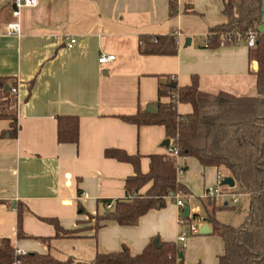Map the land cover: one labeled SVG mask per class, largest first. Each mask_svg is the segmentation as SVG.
Segmentation results:
<instances>
[{"label":"crops","instance_id":"obj_1","mask_svg":"<svg viewBox=\"0 0 264 264\" xmlns=\"http://www.w3.org/2000/svg\"><path fill=\"white\" fill-rule=\"evenodd\" d=\"M172 1L174 16H169L170 0H40L35 7L21 8L17 18L12 16L13 1H0V76L17 82L19 126L15 138H0V243L10 238L24 253H50L61 260L72 258L75 264L124 246L136 255L157 238L179 247L183 264H217L224 248L221 237L203 220L199 226L206 223L211 232L190 234L180 222V208L168 197L163 207L149 210L135 225L108 221L95 233L88 221L89 215L107 211L103 200L113 203L126 197L125 179L135 173L131 163L105 157V149L139 155L142 173L149 170V155L167 152L164 126H138L118 116L154 106L160 83L173 82L179 88L190 85L195 76L208 91L257 93L252 72L256 62L249 61L243 42L204 46L209 28L225 21L222 0ZM11 21L19 22V35L8 32ZM174 31L179 33L175 55L139 52L142 35ZM257 31L264 32V0ZM187 38L190 43L184 46ZM100 54L114 59L99 63ZM191 109L190 104L177 103L180 114ZM58 116L78 117L77 144L57 141ZM9 123L0 119V133ZM176 163L177 178L189 191L184 201L190 204V215L202 219L200 199L215 184L217 169L193 157H177ZM237 187L222 185L223 195L214 198L219 206L235 207L215 213L218 221L235 227L244 221L250 203ZM231 193L237 195L236 204ZM18 206L27 236L23 238L17 237ZM42 217L82 231L56 237L53 225ZM182 233L184 242L178 240Z\"/></svg>","mask_w":264,"mask_h":264},{"label":"trees","instance_id":"obj_2","mask_svg":"<svg viewBox=\"0 0 264 264\" xmlns=\"http://www.w3.org/2000/svg\"><path fill=\"white\" fill-rule=\"evenodd\" d=\"M177 13L176 3L170 0L169 16ZM222 15L225 21L209 28V47L220 46V39L228 32H256L255 46L249 48L248 59L256 62V95H237L225 90L216 92L202 89L198 79L193 76L190 85L171 87L160 83L155 102V112L138 109L132 114L118 115L124 122L135 125H162L170 144L178 150L179 157H193L204 167H214L231 176L238 185L237 192L250 198L249 209L239 226L218 221V210L233 209L234 206L217 205L215 199L201 198L204 215L202 220L211 226L212 233L221 237L223 252L217 264H264V32L257 31L262 22V0H222ZM229 44V43H228ZM177 39L172 34L142 35L139 42L141 54L175 55ZM170 82L167 80V83ZM173 83V82H171ZM9 89L3 92L4 87ZM17 82L10 77L0 76V119L10 120L9 129L0 133V138H15L18 132L16 115L17 99L11 88ZM169 97L168 102L161 98ZM177 103L190 104L192 109L186 114L177 112ZM8 108L12 109L8 113ZM79 122L77 116L57 117V141L77 144ZM105 157L131 163L135 173L125 179L124 199L113 202V208L105 213L89 215L95 223V233L106 222L114 221L119 225H135L138 219L149 210L163 207L170 191L189 194L187 188L177 178L178 166L175 157L166 153L149 155V170L140 171V156L130 155L122 149L107 148ZM148 182L150 187L144 194L139 190ZM110 200H103L105 207ZM17 237H27L21 230L22 210L18 206ZM200 218L192 214L183 219L188 224ZM53 225L56 237H72L82 231L63 228L56 218H41ZM48 243L49 238H41ZM153 240L139 254L132 255L124 246L118 252L96 253L89 263L75 264H183L179 257L181 249L173 242ZM72 264V258L61 260L50 253L27 252L15 254L10 238L0 243V264Z\"/></svg>","mask_w":264,"mask_h":264},{"label":"built area","instance_id":"obj_3","mask_svg":"<svg viewBox=\"0 0 264 264\" xmlns=\"http://www.w3.org/2000/svg\"><path fill=\"white\" fill-rule=\"evenodd\" d=\"M2 1V0H0ZM13 1V9H12V16L13 17H18L20 13V9L24 7H35L39 4L40 0H12ZM7 30L11 34L19 35L20 34V24L18 21H11L7 24ZM176 38L179 36V33L177 31H174L172 33ZM208 36L209 34L206 35V39L204 41V46L209 47V41H208ZM220 45H227L228 43H238V42H243L248 48H252L255 46V41H256V32L255 31H248L244 35H242L239 32H228L226 34H223L220 39ZM74 42V39L70 40V44ZM114 59V55L109 54H100L98 57V62L99 63H106L109 61H112ZM18 88L17 85L13 86L11 88V93L14 94L15 96L17 95ZM167 154L169 156L175 157L177 159L178 156V150L174 145H171L169 143L167 147ZM178 172V171H177ZM224 178L223 172L221 170H217L216 172V180L215 184L213 186L207 187L204 192L202 197L203 198H209V199H214L218 196L223 195V191L221 190V181ZM231 190L233 187H229ZM168 198L172 199L175 204L180 208L181 213H180V222L184 224L183 217L181 216L182 214V208L185 206V201L184 199L186 196H184L181 192H175V191H170L167 195ZM231 198H232V204H236L237 202V195L231 193ZM105 208L107 210H111L113 208V203L109 202L105 205ZM201 218H196L193 219L191 222L186 225L188 228V231L190 234H196L198 233L199 230V224L198 222L201 221ZM178 240L180 242H184L186 240V235L184 233L180 234L178 236ZM15 254L16 255H23L25 254L24 252L15 249ZM18 261L15 262L17 264Z\"/></svg>","mask_w":264,"mask_h":264},{"label":"water","instance_id":"obj_4","mask_svg":"<svg viewBox=\"0 0 264 264\" xmlns=\"http://www.w3.org/2000/svg\"><path fill=\"white\" fill-rule=\"evenodd\" d=\"M189 43H190V39L187 38L185 40L184 46L188 45ZM256 69H257V65L255 64L254 70H256ZM169 86L176 87V84L171 83ZM8 89H9V86L6 85L3 89V92L7 91ZM146 109L152 113L155 112V107L153 105H150V104L147 105ZM169 143H170V141L167 138L162 141V145L166 146V147H168ZM221 185L228 186V187H234L235 186V180L231 176H225L221 181ZM181 216L184 219H186L190 216V204H188V203L185 204V206L182 208ZM210 232H211V229L208 226V224H206V223L201 224V226L199 227V230H198V234H200V235L208 234ZM153 243L156 245V247H159L157 238H155L153 240ZM179 257H182V252L179 253Z\"/></svg>","mask_w":264,"mask_h":264},{"label":"rangeland","instance_id":"obj_5","mask_svg":"<svg viewBox=\"0 0 264 264\" xmlns=\"http://www.w3.org/2000/svg\"><path fill=\"white\" fill-rule=\"evenodd\" d=\"M7 110H8V113H11L12 112V109L11 108H8ZM88 221L92 223V226L95 223V220L93 218H88Z\"/></svg>","mask_w":264,"mask_h":264}]
</instances>
